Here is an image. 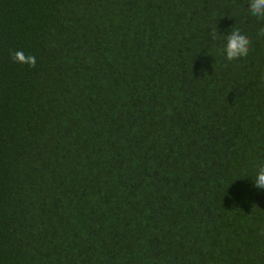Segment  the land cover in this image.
<instances>
[{"label":"trees","instance_id":"trees-1","mask_svg":"<svg viewBox=\"0 0 264 264\" xmlns=\"http://www.w3.org/2000/svg\"><path fill=\"white\" fill-rule=\"evenodd\" d=\"M249 2L0 0V264H264Z\"/></svg>","mask_w":264,"mask_h":264},{"label":"clouds","instance_id":"clouds-1","mask_svg":"<svg viewBox=\"0 0 264 264\" xmlns=\"http://www.w3.org/2000/svg\"><path fill=\"white\" fill-rule=\"evenodd\" d=\"M250 13L258 18L264 19V0H250ZM259 36L264 37V28H261ZM212 38L216 39V33H212ZM251 40L246 33L239 29H234L226 36V45L224 52L227 60H235L248 55ZM12 59L19 64H27L34 67L36 59L33 55H26L22 50H17L12 53ZM253 178V185L258 189H264V165H260Z\"/></svg>","mask_w":264,"mask_h":264}]
</instances>
